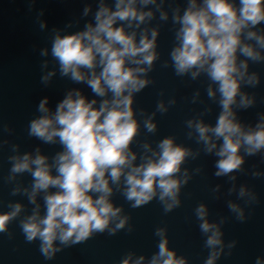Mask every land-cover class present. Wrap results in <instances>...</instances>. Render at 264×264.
Masks as SVG:
<instances>
[{"label": "clouds", "instance_id": "1", "mask_svg": "<svg viewBox=\"0 0 264 264\" xmlns=\"http://www.w3.org/2000/svg\"><path fill=\"white\" fill-rule=\"evenodd\" d=\"M165 2L114 0L110 5L98 0L95 12L85 5L82 16L91 14L92 20L81 30H53L50 55L58 67L45 72L41 82L47 86L58 71L60 77L86 84L96 98L71 89L54 110L48 97L40 100V115L29 122L28 135L45 144H59L62 150L49 157L39 148L20 154L19 146L13 145L17 154L8 157L7 181H16L24 173L32 181L28 187L18 183L11 195H25L33 207L23 218L26 206L20 202L9 203L8 210L0 212V233L20 218L25 241H38L45 260L96 234L115 235L126 228L131 232L130 217L122 205L114 203L117 192L133 209L156 200L167 214L181 206L182 188L201 171L196 168L190 173L185 167L200 150L177 143L175 137H165L155 147L140 140L142 130L157 132L156 112L165 114L176 103L160 101L150 115L134 107L136 95L153 83L149 73L160 59V30L148 25L157 12L161 21H168ZM171 20L178 25L169 53L175 75L193 81L205 76L207 96L220 107L214 125L198 117L187 120V136L195 137L205 154L218 157L215 176L235 181L234 173L243 171L246 156H264V114L255 126L243 124L237 114L255 104V97L243 89L260 84L259 74L249 72V62H264V0H187L183 9H172ZM46 27L42 21L40 28ZM41 55L48 56L49 49ZM47 67L45 61L43 68ZM198 97L197 91L193 102ZM218 191L219 185L213 189ZM232 192H237L235 184L229 189ZM237 198L244 201L243 206L232 201L227 206L236 220L244 222L250 214L246 209L259 203L258 197L241 185ZM194 214L209 250L204 264H217L222 256H230L236 242L225 244L224 221H210L203 203ZM154 235L159 238L158 251L150 257L129 252L119 264H188L186 257L170 248L166 228H157ZM255 264H264V256H257Z\"/></svg>", "mask_w": 264, "mask_h": 264}, {"label": "water", "instance_id": "2", "mask_svg": "<svg viewBox=\"0 0 264 264\" xmlns=\"http://www.w3.org/2000/svg\"><path fill=\"white\" fill-rule=\"evenodd\" d=\"M106 2L111 5L114 0ZM97 4L98 0H0V212L7 211L9 203L20 202L26 206L20 217L23 218L33 207L25 195H11L18 183L28 187L32 181L28 173L18 176L16 181H7L11 168L8 157L17 154L12 151V146L18 145L20 154L34 153L39 148L49 157L62 150L59 144H45L28 135L29 122L40 115L37 111L40 100L48 97L49 107L54 110L71 89H80L89 99L96 98L86 84L60 77L58 71L47 86L41 82V76L58 67L50 55L53 30H81L86 22L92 20L91 14L82 16L85 5H91L95 12ZM186 4L187 0H166L164 9L169 13L168 21H161L157 12L148 25L159 27L157 51L160 59L149 73L153 83L136 95L134 104L137 112L143 110L145 115H150L156 112L158 102L163 101L167 105L174 99L176 103L169 107L167 113L156 112L157 132L146 134L142 130L140 140H147L155 147L159 140L172 136L177 143L194 151L200 150L195 160L189 159L185 164L190 173L196 168L201 171L193 174L182 188L181 206L165 214L161 205L153 200L133 209L117 192L113 197L114 203L123 206L124 213L130 217L132 231L126 228L115 235L106 232L96 234L83 243L64 248L50 261L39 252L38 241H25L18 218L10 223L7 232L0 233V264H119L129 252L150 257L158 251L159 238L154 235L157 228L167 229L170 248L186 257L188 264H204L209 250L204 247L206 237L200 232L199 221L194 214L201 203L207 205L210 221H224L221 227L225 244L236 242L231 255L222 256L217 264H255L257 256H264V175H252L254 172L264 173V156H246L243 171L234 173L236 180L230 181L228 177L214 175L218 157L205 154L195 137L189 139L187 136V120L198 117L214 125L220 107L207 96L209 81L205 76L193 81L189 76H176L171 67L169 53L175 46L178 27L172 23V9L177 6L183 9ZM148 7L154 8L152 5ZM42 21L47 24L43 30L40 28ZM45 48L49 49L48 56L41 55ZM45 61H48L47 68H43ZM165 62L169 63L168 67H163ZM249 72L260 76L259 85L243 89L255 97V104L246 110H238L237 114L243 124L255 126L259 116L264 114V62H249ZM197 91L199 97L193 102ZM135 150L139 151L138 148ZM233 184L237 192L241 185H247L258 197L259 203L246 209L250 214L244 222L236 220L227 206L229 201L244 205V201L237 198V192L229 194ZM217 185L219 191L213 192Z\"/></svg>", "mask_w": 264, "mask_h": 264}]
</instances>
